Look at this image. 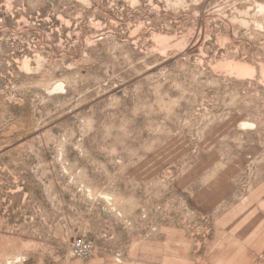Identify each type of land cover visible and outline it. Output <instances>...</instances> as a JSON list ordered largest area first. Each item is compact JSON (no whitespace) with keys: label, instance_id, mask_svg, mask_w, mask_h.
<instances>
[{"label":"rangeland","instance_id":"374dc122","mask_svg":"<svg viewBox=\"0 0 264 264\" xmlns=\"http://www.w3.org/2000/svg\"><path fill=\"white\" fill-rule=\"evenodd\" d=\"M0 264H264V0H0Z\"/></svg>","mask_w":264,"mask_h":264},{"label":"built area","instance_id":"2783aa9c","mask_svg":"<svg viewBox=\"0 0 264 264\" xmlns=\"http://www.w3.org/2000/svg\"><path fill=\"white\" fill-rule=\"evenodd\" d=\"M73 253L77 257H86L89 253L88 245L84 240H77L73 244Z\"/></svg>","mask_w":264,"mask_h":264},{"label":"bare ground","instance_id":"6f19581e","mask_svg":"<svg viewBox=\"0 0 264 264\" xmlns=\"http://www.w3.org/2000/svg\"><path fill=\"white\" fill-rule=\"evenodd\" d=\"M244 69V68H243ZM57 88H61L60 86H58Z\"/></svg>","mask_w":264,"mask_h":264}]
</instances>
